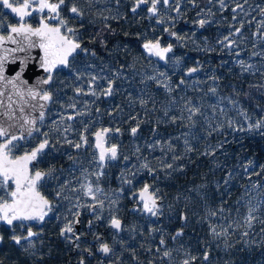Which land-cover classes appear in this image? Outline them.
Masks as SVG:
<instances>
[{"label": "flooded vegetation", "instance_id": "flooded-vegetation-1", "mask_svg": "<svg viewBox=\"0 0 264 264\" xmlns=\"http://www.w3.org/2000/svg\"><path fill=\"white\" fill-rule=\"evenodd\" d=\"M217 1L169 0L168 5L158 4L157 15L152 16L147 11L150 5H142L133 13L131 9L135 0H119V3L117 0H66L69 7L75 3L83 15L72 18L68 7L62 9L61 15L68 20L69 27L77 30L72 38L89 51L77 50L69 58V67L53 70L52 81L42 89L48 91L52 99L46 102L43 121H36L34 128L39 131H34L31 137L15 141L17 147L13 149L16 156L29 152L45 139L43 134L47 133L50 147L37 157L30 168L33 172L50 173L38 183V190L49 201L51 210H46L43 221H15L12 226L0 222V237H3L0 240V264H80L81 260L84 264H125L123 226L131 221L147 229L153 218H156L154 230L157 237H153L157 246L152 241L145 242L143 251H138L137 259L130 258V262L159 264L161 257L164 258L162 254L170 249L172 235L169 234L170 210L161 207V194L158 191L160 168L157 163H151L149 169L143 170L144 174L140 171V174L135 164L141 159L140 156L128 152L145 136H148V140L156 135L165 136L153 125L146 132L149 123L145 110L154 109L159 117L164 105L181 103L189 92L193 77H197L199 90L219 95L217 79L223 75L224 65L231 72L248 73L245 65L249 60L260 67L263 64L264 35L261 31L264 29V19L260 13L264 8L260 3L264 0H252L253 4L259 5L252 12L253 18H258L255 28L246 16L237 13L234 0H224V7L220 9ZM210 14L217 19L200 27L198 21H207ZM38 19L39 14L29 23L36 26ZM17 22V18L0 6V25H15ZM6 32L0 26V35ZM171 33L176 35L172 36ZM257 33L258 39L253 42L251 36ZM197 37L203 39L201 46L192 44V39ZM155 39H160L162 46L172 44L173 51L167 54L166 60L147 56L140 49L142 43ZM239 59L241 61H237ZM208 62L212 68H209ZM194 67L198 71L187 74L188 69ZM228 79L232 87L233 76ZM109 84L111 94L106 95ZM138 101H143L146 106L138 105ZM48 109H51L49 117L45 116ZM138 112L145 115L139 116ZM134 127L137 128L135 135L131 133ZM105 128L110 130L105 138V147L116 145L117 158H106L100 163L94 150L95 133ZM177 129L180 126L174 131ZM82 136L86 142L81 139ZM77 143L81 144L80 148L74 147ZM123 147L126 148L123 150ZM125 165L127 169L122 178ZM96 168L101 174L98 178L100 185H119L123 189L121 201L113 215L122 223L120 231L110 227L113 216H107L105 207L101 208L96 202L78 205L65 192L69 177L73 174L77 176L80 171L90 176ZM145 184L151 186L150 191H157L160 206L157 216L142 212L134 195ZM76 220L79 223L74 224V229L80 235L79 247L60 235L66 223ZM29 228L37 233L31 238L32 246L23 240L17 245L12 236H26ZM96 236L109 244L111 253L105 255L97 251L100 241L95 239ZM25 248L28 250L25 251ZM86 248L91 249V255L84 251Z\"/></svg>", "mask_w": 264, "mask_h": 264}, {"label": "trees", "instance_id": "trees-1", "mask_svg": "<svg viewBox=\"0 0 264 264\" xmlns=\"http://www.w3.org/2000/svg\"><path fill=\"white\" fill-rule=\"evenodd\" d=\"M208 64L209 68H212V64ZM224 69L223 75L217 79L218 94L231 98L254 119L264 118V74L255 70L248 73H239L236 70L231 72L226 65ZM232 76L231 87L228 78ZM188 95H192V92L189 91ZM145 113L143 116L145 115L149 123L146 132L150 125L157 128L160 134L172 133L179 126L173 121L155 120L154 109H149L148 112L145 110ZM145 138L148 140V136H145L134 146L135 150L128 152L140 158H147L148 154L142 147ZM204 139L219 142L220 147L202 153L201 139L197 146L188 148L183 155V166L180 170L168 172L165 179H161L162 171L158 173L161 207L170 210L169 234L172 235V244H177L179 240L176 239L181 238L187 245L186 248L195 258L191 259L189 264H208L204 259L205 254L210 257L209 264H264V196L262 201L257 203V209L254 210L256 216L249 229L240 220L244 208L239 202L245 194L243 187L249 178L260 184L264 195V131H242L226 127L223 132ZM125 148L123 147V150ZM247 163H252L255 167L247 171L242 170ZM209 211L214 212L213 218L207 216ZM180 218L183 219L182 223ZM212 221L226 228L227 237L211 236L208 233L209 227L206 224ZM130 223L123 226L126 228L122 236L125 264H131L130 258L137 259V252L143 251L145 242L152 241L157 246L154 238L157 237L154 218L150 220L147 229L140 228V224L131 221ZM130 228L139 232L134 236L131 245L127 231ZM175 231L181 235L176 236ZM142 264H147V261ZM159 264H166L165 257H161ZM172 264L182 262L174 260Z\"/></svg>", "mask_w": 264, "mask_h": 264}, {"label": "snow or ice", "instance_id": "snow-or-ice-1", "mask_svg": "<svg viewBox=\"0 0 264 264\" xmlns=\"http://www.w3.org/2000/svg\"><path fill=\"white\" fill-rule=\"evenodd\" d=\"M221 8L224 7V0H219ZM119 3V0H117ZM163 3L164 5L169 4V0H135V4L131 11L135 13L138 8L142 5H150L147 11L151 13L152 16L157 15L158 8L157 5ZM0 6L4 9H9L11 13L18 18L17 24L0 25L5 28L7 35H0V48L5 44L11 43L16 45L15 48L4 49L6 53L14 52H27L32 48H39L43 52V56L40 57V67L44 73L48 75L46 78L41 79L39 83L41 85L49 84L53 77V70L60 67H69V58L73 56L77 50L87 53L89 50L82 47V44L78 42L77 39L72 37L76 36L77 30L68 26V20L61 15L63 8L68 7V11L72 18H79L83 15L81 10L72 3L69 7L66 0H0ZM237 7H242L237 5ZM178 11V9H177ZM235 11V9H233ZM264 13V9H261ZM39 14V19L37 22L38 26H33L29 23L35 15ZM107 19V18H105ZM55 23H52V22ZM162 21H158L161 23ZM208 21L200 20L198 21L200 27H203ZM164 31H168L165 29ZM175 36V33H171ZM181 39L180 37H176ZM227 39V37H225ZM220 43H223L221 41ZM143 49L147 52L149 56L158 57L160 60H166L167 54L173 51L172 44L167 46L161 45L160 39L147 40L143 45ZM95 53L93 52V55ZM8 56H0V81H4L6 84H11L13 87L17 86V83H26L21 79L24 68L19 67L16 75L12 79H8L4 76V65L7 61ZM28 62V57H25L20 61V65L24 66ZM179 63V61H176ZM243 67V62H241ZM247 70V69H245ZM198 71V68H189L187 74H191ZM164 75V73H161ZM95 79V78H93ZM154 79V78H153ZM183 83V81H181ZM28 95L32 99H39L44 102H48L52 99L51 94L48 91L34 90L29 88ZM79 91V90H78ZM214 92L215 89H212ZM106 95L111 94V84ZM95 95V93H93ZM33 107H36L35 105ZM41 109L38 119L43 121L44 104H39ZM72 119V117H68ZM35 119H24V125H35ZM13 125H9L8 128L0 125V221L5 224L12 226L15 221H43L47 215V211L51 210V205L49 201L45 199L44 196L38 190V183L50 173H43L41 171L33 172L30 165L37 160V157L43 155L45 150L50 147L49 140L47 139V133L43 134L45 139L35 146L30 152L26 151L23 155H13V149L17 147L15 141L24 139L23 135L17 136L9 132V128ZM23 129V125H21ZM242 131L244 129H241ZM248 131H264V118L258 119L250 123L247 127ZM33 131H39L38 128L29 127L26 129L27 136L31 137ZM109 129L105 128L101 131L95 133V149L98 150V161L103 163L106 158L114 160L117 158V146L111 145L110 147H105V138L109 133ZM117 131H119L117 129ZM137 128H132L131 133L135 135ZM82 140L86 142L85 137H81ZM75 148H80L81 144L77 143L74 145ZM142 167L147 168L148 165L145 164ZM150 185L145 184L144 187L134 194L138 198V203L141 205L140 210L145 214H150L151 216H157L160 213V206L158 204L157 191L152 189L150 191ZM100 191V189H97ZM87 195H92L95 200L96 197L93 195V189L91 186L87 187ZM100 207H103V202H99ZM254 217L250 215L247 218L248 226L251 227V220ZM79 223L78 220L74 222H68L61 229L60 235L67 240L72 241L79 247L80 235L76 234L74 229V224ZM264 223V221H262ZM89 227H91V221L89 222ZM110 227L117 231L122 230V223L120 219L112 217L110 220ZM214 235H220L215 229H212ZM37 235L31 228L28 229L26 236L13 235L12 240L20 245L22 240L28 241L29 246H32L31 238ZM181 235L180 232L176 233V236ZM247 235V233H245ZM3 237H0L2 240ZM95 239L100 241L97 251L107 255L112 252V248L108 243L101 241L99 236ZM175 239V237H173ZM161 244L164 243L163 240L160 241ZM28 249L25 248V251ZM89 255L92 254L91 249H84ZM165 256H169L170 253L165 252ZM193 259H195L193 257ZM204 259L207 260L208 256L205 254ZM80 264H84L81 260ZM183 264H189V260L185 259Z\"/></svg>", "mask_w": 264, "mask_h": 264}, {"label": "rangeland", "instance_id": "rangeland-1", "mask_svg": "<svg viewBox=\"0 0 264 264\" xmlns=\"http://www.w3.org/2000/svg\"><path fill=\"white\" fill-rule=\"evenodd\" d=\"M252 2V4H250ZM236 3V11L237 13L243 14L240 16H246L248 20L252 23V27L255 28V24L258 23V18H253L252 12H255L258 3H254L252 0H234ZM261 7L264 8V1L260 3ZM216 5L218 9H220V2L217 1ZM237 5H241L242 7H237ZM245 13V14H244ZM262 15V19H264V13H260ZM217 18L214 15L210 14L207 21L210 23L212 20H216ZM264 25V24H263ZM262 35H264V29L261 31ZM258 39V33L254 36H251V40L255 42ZM192 44L194 46H201L203 44V39L197 37L196 39H192ZM263 64L260 67L258 63H253L252 60L247 62L245 71H260L264 74V52L262 53ZM237 61H241L240 59ZM197 77H193L189 83V91L192 92V95H188L182 99L181 103H176L175 106L172 104L167 105L163 108L160 116L157 114L154 115V119L157 121L169 122L173 121L174 124L179 125L180 129L173 131L172 133L165 134V137L156 135L155 138L151 140H144L143 146L145 148V152L148 154L147 158L142 157L138 161H136V169L139 170V173L143 170L147 171L149 169V165L151 163H157L160 167V172L162 173L161 179H165L167 177L168 172L178 171L183 166V155L186 154L188 148L194 147L202 139V153L210 151L212 148H219V142L215 143L211 139L205 140L204 137L210 135H217L224 131V128L229 127L233 130H247V127L250 123L256 121L251 115L246 113L244 109L239 107L235 101H233L229 97H221L217 94H212V92H203L197 87ZM210 86L211 80L208 79ZM196 87V88H195ZM138 105L146 106L143 101H138ZM70 107V106H69ZM69 109V108H68ZM144 113H138L141 116ZM51 115V109H48L45 113V116L49 117ZM155 116L157 118H155ZM153 119V120H154ZM66 124V123H64ZM51 128V126H50ZM63 133L65 132V127L62 128ZM194 143V144H193ZM178 149V150H176ZM133 150L135 147L133 146ZM174 153L172 154V151ZM158 151L159 153H155ZM176 152V153H175ZM163 155L159 157L158 155ZM157 155V156H156ZM156 156V157H154ZM129 164V163H127ZM147 164L148 167H142ZM253 164H245L242 167V170L253 169ZM98 168V167H97ZM94 171V173H90V176L84 174L83 171H80L77 176L73 174V176L68 178V182H66L65 192L67 195H71L70 200L78 205H83L87 203L100 201L103 202V207L107 212V216H113L116 213V208L121 201V197L123 195V189L119 185L116 187L102 186L98 183L99 169ZM126 165L123 166L122 170V178L125 177ZM160 175V174H159ZM68 184V185H67ZM263 185V183H261ZM91 186L93 189V195L96 199H93L92 195H87V187ZM100 189V191H97ZM245 194L243 198L239 201L244 208L243 214L241 216V222L245 224L246 228L249 229L247 218L250 215L255 218L256 214L254 210L257 208V203L261 202L263 199V192L260 190V184L255 182L253 179L249 178L245 186L243 187ZM196 192V191H194ZM197 209V206H196ZM214 212L209 211L208 217L213 218ZM254 218L251 220L253 222ZM156 218H154V221ZM209 227L208 233L212 236L214 235L212 229H215L217 233H220L221 238L227 237L226 228L220 226L215 222H209L206 224ZM244 226V227H245ZM126 228L123 227V230ZM128 231L129 239L131 245L132 240L135 239V235L139 233L137 229L130 228ZM135 236V237H134ZM215 236V235H214ZM134 237V238H132ZM179 242L173 243L170 246V249L167 251L170 253L169 256L165 257L166 264H172L174 260L181 261L182 264L185 259L191 260L193 259V255L186 247L187 245L182 242L181 238H177ZM180 240L182 243H180ZM182 246V248L180 247ZM190 248V246H189ZM210 263V257L205 260ZM191 264V263H190Z\"/></svg>", "mask_w": 264, "mask_h": 264}, {"label": "water", "instance_id": "water-1", "mask_svg": "<svg viewBox=\"0 0 264 264\" xmlns=\"http://www.w3.org/2000/svg\"><path fill=\"white\" fill-rule=\"evenodd\" d=\"M7 10L11 16L15 17V15L11 13L9 9ZM7 34L8 33L6 32L5 35ZM143 44L144 43L140 45V49L145 55L149 56L147 52L143 49ZM15 47L16 45L7 43L2 48H0V56H8V59L4 65V76L8 79H12L16 75L18 68L23 67L24 73L21 79L26 83L21 84L18 82L17 86L13 87V85L11 84H6L4 81H0V125L4 126L5 128H8L9 125H13V127L9 128V132L11 134L29 137L27 136L26 129L29 127L34 128L35 125H24V119H35L37 121L39 113L41 111V109L39 108V104H44V108L42 109V111L45 112L46 102L41 101L38 98L32 99V97L28 95L27 90L29 88H33L34 90H42L46 84L41 85L39 81L41 79L46 78L48 74L44 73L40 67V57L43 56V52L39 48H32L29 49L27 52L17 51L14 53H6L4 51V49H11ZM25 57H28V62L26 65L21 66L20 61L23 60ZM34 105L36 107H33ZM21 125H23V129L21 128ZM94 150H96V152L98 153V150L95 149V147ZM139 191H137V194ZM180 222H182V219Z\"/></svg>", "mask_w": 264, "mask_h": 264}]
</instances>
